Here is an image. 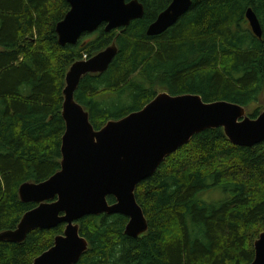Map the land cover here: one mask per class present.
Segmentation results:
<instances>
[{
	"label": "trees",
	"instance_id": "trees-1",
	"mask_svg": "<svg viewBox=\"0 0 264 264\" xmlns=\"http://www.w3.org/2000/svg\"><path fill=\"white\" fill-rule=\"evenodd\" d=\"M139 1L143 16L127 26L107 32L101 25L91 40H81L84 33L60 46L55 25L69 10L66 0H0V232L36 206L20 200L19 186L60 169L63 88L73 62L117 46L109 67L84 75L74 93L95 129L141 109L158 90L245 108L264 94V0H191L156 36L147 27L171 0ZM248 7L261 37L246 21ZM213 189L224 193L217 203L201 197ZM135 198L147 231L126 235L122 214L84 216L78 225L88 248L75 264H250L264 231V141L243 147L220 127L201 131L136 186ZM63 230L59 224L22 242L0 241V264H31Z\"/></svg>",
	"mask_w": 264,
	"mask_h": 264
},
{
	"label": "water",
	"instance_id": "water-1",
	"mask_svg": "<svg viewBox=\"0 0 264 264\" xmlns=\"http://www.w3.org/2000/svg\"><path fill=\"white\" fill-rule=\"evenodd\" d=\"M66 1L69 10L55 25L60 46L76 44L82 34L93 33L101 25L107 32L125 27L144 13L139 0ZM191 3L171 0L148 25L146 34L163 33L188 11ZM245 18L252 33L261 37L262 26L251 7L246 9ZM117 51L113 42L68 68L61 112L65 129L60 169L44 181L19 186L20 200L36 206L22 215L15 228L0 232V241L18 243L32 230L64 224L62 234L55 236L52 246L31 264H75L88 248L87 240L79 233L78 221L84 216L122 214L128 218L126 235L138 237L145 233L148 225L135 198L136 186L195 134L220 127L234 145L251 147L264 141V111L251 118L238 103L207 102L192 93H157L141 109L95 129L74 93L84 75L104 72ZM108 196L114 198L113 203L108 202ZM250 264H264V231L254 241Z\"/></svg>",
	"mask_w": 264,
	"mask_h": 264
},
{
	"label": "rangeland",
	"instance_id": "rangeland-1",
	"mask_svg": "<svg viewBox=\"0 0 264 264\" xmlns=\"http://www.w3.org/2000/svg\"><path fill=\"white\" fill-rule=\"evenodd\" d=\"M94 33H90V35H88L86 38H81V40H86L89 41L93 38ZM158 92L160 93L161 90H158ZM165 92V91H163ZM256 108H259L262 111H264V94L262 95V97H260V100L257 102H254L252 104H250L248 107H246V115L249 116V114L255 110ZM224 196V193L221 189H213L210 191H206L204 193L201 194V197L209 202H213V203H217L219 201L222 200Z\"/></svg>",
	"mask_w": 264,
	"mask_h": 264
},
{
	"label": "bare ground",
	"instance_id": "bare-ground-1",
	"mask_svg": "<svg viewBox=\"0 0 264 264\" xmlns=\"http://www.w3.org/2000/svg\"><path fill=\"white\" fill-rule=\"evenodd\" d=\"M192 235V234H191ZM197 237H198V235H197Z\"/></svg>",
	"mask_w": 264,
	"mask_h": 264
}]
</instances>
